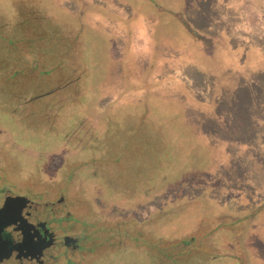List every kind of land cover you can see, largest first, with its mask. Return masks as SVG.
I'll return each instance as SVG.
<instances>
[{
  "label": "rangeland",
  "instance_id": "1",
  "mask_svg": "<svg viewBox=\"0 0 264 264\" xmlns=\"http://www.w3.org/2000/svg\"><path fill=\"white\" fill-rule=\"evenodd\" d=\"M2 149L77 169L121 264H264V0H0Z\"/></svg>",
  "mask_w": 264,
  "mask_h": 264
},
{
  "label": "flooded vegetation",
  "instance_id": "2",
  "mask_svg": "<svg viewBox=\"0 0 264 264\" xmlns=\"http://www.w3.org/2000/svg\"><path fill=\"white\" fill-rule=\"evenodd\" d=\"M91 130L94 134L86 132L84 136L87 138L95 136L97 132L93 127ZM82 141L78 140V142ZM2 151L3 149L0 150ZM79 153L74 155L76 159L72 162L81 161V158L75 157L80 156ZM65 158L64 155L59 162L63 160L64 163ZM59 165L58 163L57 171H45L37 183L33 182L32 178L30 179L28 172L19 170L18 175L13 173L3 175L4 172L0 170V209L3 208L5 201L13 198L14 195L27 197L41 204L38 205L39 208L25 207L20 214L19 229L11 228V231H5V235L0 236V239H22L24 241L30 239L29 251L37 248V251H42L39 261L31 264H92L97 259L108 255H110L107 257L108 260L114 258V264L123 263L120 257L127 249L125 245L128 229L124 222L129 220L118 216L109 219L101 218L99 211L90 204V198L88 199L85 192L76 193V185L78 186L79 183L72 184L71 176L74 174L76 177L77 169H74L72 175L69 173L66 178L65 173L60 174ZM9 167L11 166L6 164V168ZM101 168L104 169L105 165H101ZM107 171L116 174L115 170ZM73 186L74 191H72ZM50 189H53L52 193ZM25 190H30L31 193ZM82 194L85 199L81 197ZM129 228L132 230L131 233H141L140 225ZM12 233H22L23 236L17 237ZM23 253L14 251L9 260L0 262V264H7V262L28 264L26 263L28 257L25 258Z\"/></svg>",
  "mask_w": 264,
  "mask_h": 264
},
{
  "label": "water",
  "instance_id": "3",
  "mask_svg": "<svg viewBox=\"0 0 264 264\" xmlns=\"http://www.w3.org/2000/svg\"><path fill=\"white\" fill-rule=\"evenodd\" d=\"M38 205L40 203L33 202L29 200L27 197L14 195L13 198H9L5 201L3 208L0 209V236L5 235V231L18 230L21 226V218L20 214L25 207H34L39 208ZM12 214L13 216H11ZM19 234H13L18 236H23ZM18 240V242H17ZM0 239V262L7 261L10 259L12 253L14 251L24 252L23 255L28 257V261L26 263H37L39 258L42 255V251L39 252L37 249L29 251L28 245L30 244V239L24 241L22 239ZM29 242V244H28ZM42 250V248H41ZM19 258V257H18Z\"/></svg>",
  "mask_w": 264,
  "mask_h": 264
}]
</instances>
